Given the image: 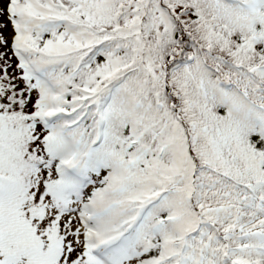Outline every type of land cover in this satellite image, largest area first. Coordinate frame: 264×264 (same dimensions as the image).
<instances>
[{
    "label": "snow or ice",
    "instance_id": "6c2138e0",
    "mask_svg": "<svg viewBox=\"0 0 264 264\" xmlns=\"http://www.w3.org/2000/svg\"><path fill=\"white\" fill-rule=\"evenodd\" d=\"M0 264H264V0H0Z\"/></svg>",
    "mask_w": 264,
    "mask_h": 264
}]
</instances>
